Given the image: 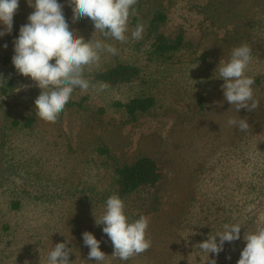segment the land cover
I'll return each instance as SVG.
<instances>
[{"label":"rangeland","instance_id":"1","mask_svg":"<svg viewBox=\"0 0 264 264\" xmlns=\"http://www.w3.org/2000/svg\"><path fill=\"white\" fill-rule=\"evenodd\" d=\"M58 2L64 5L71 28L91 39L94 27L83 26L91 20L73 23L67 0ZM158 4L168 10L163 32L169 38L180 32L185 36L187 49L172 60L177 65L152 62L148 50L133 51L128 44L133 41L129 24L128 42L106 41L118 49V55L104 53L100 64L127 59L144 66V80L109 85L99 93L77 89L73 96L78 100L86 96V109L65 108L52 123L36 115L35 100L41 90L12 64L13 42L34 11L27 0H19L12 33L0 37V74L16 79L9 94L0 93V214L11 226L0 236V264H47L55 244L66 240L71 242L74 264H95L94 259L87 260L85 231L101 241L100 249L108 255L103 264L127 262L111 256V240L96 218L104 214L109 197L105 192L115 180L110 164L143 155L157 160L164 174L159 189L143 193L149 202L156 191L159 198L154 203L157 210L145 214L152 240L146 257L152 264H179L175 257L184 255V243L196 241L189 236L190 223L201 224L218 199L236 204L241 221L252 219L255 230L264 227V192L260 197L249 193L254 170L264 168V11L259 0H138L135 7L145 12ZM96 37L102 38L99 32ZM242 44L251 47L253 57L246 74L263 81L253 85L259 107L252 112H237L225 100L221 87L225 81L215 72L221 60L227 62ZM94 67L86 68V77ZM139 95H154L158 105L134 121L113 107L114 101L127 102ZM101 108L105 112L99 113ZM32 114L37 120L31 126L14 125L16 119ZM229 118H245L249 129L228 126ZM102 146L110 149L111 160L97 153ZM241 151L246 152L245 160L238 158ZM238 180L243 182L240 189ZM259 182L264 187L262 178ZM16 198L24 202L18 211L9 206ZM145 209L137 205L128 212L145 213ZM187 256L189 261L196 258L192 253ZM140 257L131 258L129 264L150 263L140 262Z\"/></svg>","mask_w":264,"mask_h":264},{"label":"clouds","instance_id":"2","mask_svg":"<svg viewBox=\"0 0 264 264\" xmlns=\"http://www.w3.org/2000/svg\"><path fill=\"white\" fill-rule=\"evenodd\" d=\"M27 3L34 11L28 16V23L20 27L19 36L13 42L15 54L12 64L18 74L30 77L34 86L41 90L35 100L37 117L54 123L77 89L87 92L91 88L99 93L109 88L106 82L93 83L90 77L85 76V70H91L92 66L98 69L104 53L118 55V49L106 41L128 42L130 18L138 15L135 7L138 0H67L73 12V23L81 18L92 21L95 31L89 40L71 28L65 18L64 5L58 0H27ZM18 8L19 0H0V25L3 26L0 37L12 33ZM97 32L102 38L96 37ZM143 33V23H137L131 30V39L140 40ZM4 48H7V44ZM252 59L251 47L242 44L232 50L227 62L222 59L215 70L219 78L225 81L221 86L225 100L234 105L237 112L241 109L252 112L259 107L254 95L255 80L246 74ZM53 60L54 63L51 62ZM6 85L7 81L0 74V87ZM227 124L238 126L241 131L249 129V122L245 118H229ZM125 207L120 195L112 194L106 200L104 214L100 219L95 216L97 226L103 225V233L111 240L114 248L111 256L122 261L139 256L152 247V240L147 236L149 218L140 215L132 220L126 214ZM241 229L239 223H225L222 231L210 233L206 240L197 245L208 257L212 253L219 256L225 242L240 240ZM243 239L246 246L237 264H264V227L254 232L246 231ZM83 241L90 249L87 260L94 259L95 264H103L108 255L101 251V241L88 231L83 233ZM69 243L66 240L55 244L48 254L47 264H74L70 260L73 252L68 247ZM208 264H217V261L209 258Z\"/></svg>","mask_w":264,"mask_h":264},{"label":"trees","instance_id":"3","mask_svg":"<svg viewBox=\"0 0 264 264\" xmlns=\"http://www.w3.org/2000/svg\"><path fill=\"white\" fill-rule=\"evenodd\" d=\"M141 1V0H139ZM259 5L264 11V0H259ZM138 15L130 18V25L134 29L137 23H143L144 33L143 38L140 40H129L128 44L132 47V50L146 52L148 50V55L153 59L152 62L158 64H168L171 66L177 65V62L172 61L177 56L180 57V53L187 49V43L185 41V36L182 32L178 33L176 37L169 38L162 30L165 24L169 20L168 10L164 8L162 4L155 5L152 9L143 11L139 5L136 7ZM140 12V13H139ZM83 26L93 28L92 21L84 23ZM250 27H253L251 24ZM264 53V49H262ZM127 54V53H126ZM123 57V56H122ZM201 58L206 60V54L203 53ZM145 68L143 65L132 63L127 59L118 57L117 60L112 64L102 65L97 69L93 68L92 73H88L89 77L92 79L93 83L97 81L106 82L109 85H117L123 83H135L138 80H144ZM7 81V85L0 87V93L3 95L9 94L16 85V79L14 76L7 75L4 77ZM255 83L260 86L263 81L261 77H254ZM86 96L81 99L72 98L67 103L65 108H77L78 110L86 109ZM158 105V99L154 95H139L131 98L127 102L114 101L113 107L121 109L126 115L128 120L134 121L139 115L150 112ZM99 113L105 112V109L101 108ZM35 114V113H34ZM25 116L22 119H16L13 123L18 127H28L31 126L36 120V115ZM97 153L100 156L105 157L108 160L112 159L111 151L107 146H102L97 149ZM246 157V152L241 151L238 153V158ZM245 160V158H243ZM264 159V158H263ZM249 162V161H248ZM258 162H256L257 164ZM104 164H108L104 161ZM112 168V173L115 176V180L109 185V190H106V196H111L112 194H119L120 197L125 201V212L130 216L132 220L138 219L140 215H145L157 210L158 206L154 205L155 202H159L157 197V191L152 201L149 202L145 200L143 193L150 190L159 189L164 179V174L161 166L154 158L150 156H138L131 161L118 163L114 162L110 164ZM255 168V164L253 168ZM254 178L251 181L250 192L254 193L256 196H261L264 192V187L261 186L260 180L264 181V168L260 167L254 170ZM239 189L242 188L243 182L238 180ZM218 199L214 201V205L208 208L207 217L202 220L201 224H194L193 221L190 223V233L196 238V241H188L183 245L184 255H178L176 259H180L179 264H208V259H216L217 264H233L240 259L241 252L246 246V241L243 239L244 233L246 231L251 232L250 229L254 228L253 220L250 222L241 221L242 213L236 208V204L230 202L227 204L224 200ZM139 205L141 208L145 209V213L136 214L134 210L129 213L128 211L133 207ZM9 206L12 210L18 211L24 206V202L20 199H11ZM225 223H239L242 226L241 238L240 240L234 242H225L224 250L216 256V254L203 253L197 244L202 243L206 240L210 233L216 234L223 230V225ZM10 221L4 219L2 214H0V236L3 235L4 231L10 230ZM253 231V232H254ZM219 241V237H217ZM9 244H12V239L8 240ZM197 245V246H196ZM147 252V251H146ZM146 252L139 255L140 262H150V257H146ZM187 253H192L195 258L192 261L188 260ZM159 255L160 258H164L163 254ZM231 259H228V257ZM129 259L127 262L122 264H129L131 261ZM164 263V261H163ZM149 264H152L151 262Z\"/></svg>","mask_w":264,"mask_h":264}]
</instances>
